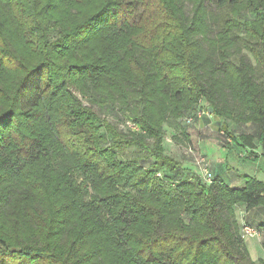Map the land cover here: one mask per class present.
<instances>
[{
    "label": "trees",
    "instance_id": "16d2710c",
    "mask_svg": "<svg viewBox=\"0 0 264 264\" xmlns=\"http://www.w3.org/2000/svg\"><path fill=\"white\" fill-rule=\"evenodd\" d=\"M210 108L264 152V0H0V264H264V182L166 151Z\"/></svg>",
    "mask_w": 264,
    "mask_h": 264
},
{
    "label": "rangeland",
    "instance_id": "374dc122",
    "mask_svg": "<svg viewBox=\"0 0 264 264\" xmlns=\"http://www.w3.org/2000/svg\"><path fill=\"white\" fill-rule=\"evenodd\" d=\"M244 54L248 57L250 63H252L253 66H256L253 57L247 52H244ZM256 71H258V74L260 73L258 67H256ZM207 116L210 120L206 121L205 119H202L196 121L190 127L185 126L182 123V127H186V129H190L193 132L194 138L191 139V141H187V139L180 135V133L175 132V130H173L174 128L166 127L167 134L164 140V145L167 153L182 162L184 167L190 168L192 172L198 174L201 171L200 166L198 165V162L201 159H205L209 165H212V161L221 162L223 168L214 167L215 173L221 177L224 183L234 188H242L244 186L245 182L243 177L245 176L255 177L264 182V152L262 147L259 145L257 146V149L245 150L242 147L233 145V142L229 143L230 140L228 139L227 141V137L224 138V136L220 134V129H222L226 123L229 125L228 129L231 131L253 135L258 132L257 127L251 124L236 125L229 120H223L215 116L211 117L210 112ZM183 120L184 119H181L180 123ZM215 144H217V146L219 145L218 147L222 149H224V144H227L228 147L226 146L227 148H225V151L229 152L228 156L227 154L221 153L222 151L220 150L217 155H213L212 152H210V148ZM235 149L241 150V154L243 155H239L235 152ZM207 150L209 151V155H211L209 157L206 153ZM200 155L206 156V158H201ZM220 156L223 160H219ZM252 157L254 159L256 157L259 158H257L256 161L248 160ZM258 236L259 235H256L254 238L247 240L250 246L259 245L258 247L255 246L252 248V258L254 260L257 258L256 256H258V252L260 253L262 251V247L259 244V238H257Z\"/></svg>",
    "mask_w": 264,
    "mask_h": 264
},
{
    "label": "crops",
    "instance_id": "0c3cea01",
    "mask_svg": "<svg viewBox=\"0 0 264 264\" xmlns=\"http://www.w3.org/2000/svg\"><path fill=\"white\" fill-rule=\"evenodd\" d=\"M188 135H189L190 139L194 138V134H193V132L190 129L188 130ZM216 146H217V144H215L214 146L212 145V147L210 148V152H212L213 155H217L219 150H220V151H222L221 153L227 154V156H228L229 152H226L225 148L222 149V148L218 147L219 145L217 146L218 147L217 148ZM208 152L209 151L207 150L206 153L208 154L207 156L209 157L211 155H209ZM235 152H237L239 155H243V154H241V150L235 149ZM219 160H223L221 156L219 157ZM217 162L216 161H212V165H211L212 166V168H211L212 169V173L215 174V175H217V174L215 173L214 167L223 168V164L221 162H219V161H217ZM242 214L243 213L239 214V219H240L241 223L244 222V216ZM246 219H248V221L252 225L257 226L259 223L264 221V209L263 210H255V211H251V212L247 213ZM257 238H259V244L262 247V251L260 253L258 252V254H257L258 256H256L257 258H255V260H259V259L264 260V232H261V234ZM245 245H246V248H247V250H248V252H249V254H250L251 258H252V248L255 247V246L258 247L259 245L257 244L255 246L254 245L250 246L248 244V241L245 242Z\"/></svg>",
    "mask_w": 264,
    "mask_h": 264
},
{
    "label": "built area",
    "instance_id": "2783aa9c",
    "mask_svg": "<svg viewBox=\"0 0 264 264\" xmlns=\"http://www.w3.org/2000/svg\"><path fill=\"white\" fill-rule=\"evenodd\" d=\"M203 114L208 115L207 113L203 112V113H200V116ZM201 160L198 162V165L200 166L201 174L203 178L206 180V182L210 183L212 180V175L209 169L210 165L207 163L205 159H203L202 161ZM256 235H259V234L250 227H245L243 229V238L245 240L252 239Z\"/></svg>",
    "mask_w": 264,
    "mask_h": 264
},
{
    "label": "water",
    "instance_id": "95a60500",
    "mask_svg": "<svg viewBox=\"0 0 264 264\" xmlns=\"http://www.w3.org/2000/svg\"><path fill=\"white\" fill-rule=\"evenodd\" d=\"M209 112L212 113V109L211 108L209 109Z\"/></svg>",
    "mask_w": 264,
    "mask_h": 264
},
{
    "label": "bare ground",
    "instance_id": "6f19581e",
    "mask_svg": "<svg viewBox=\"0 0 264 264\" xmlns=\"http://www.w3.org/2000/svg\"><path fill=\"white\" fill-rule=\"evenodd\" d=\"M209 108V107H208Z\"/></svg>",
    "mask_w": 264,
    "mask_h": 264
}]
</instances>
